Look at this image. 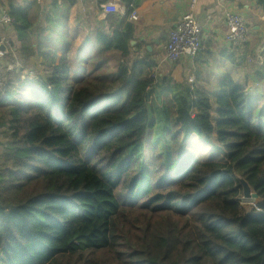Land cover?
Here are the masks:
<instances>
[{
    "label": "trees",
    "instance_id": "obj_1",
    "mask_svg": "<svg viewBox=\"0 0 264 264\" xmlns=\"http://www.w3.org/2000/svg\"><path fill=\"white\" fill-rule=\"evenodd\" d=\"M75 3L49 0L44 25L8 12L22 67L0 59V264H264V93L156 77L148 53L128 65L135 27L112 13L72 74ZM33 58L45 75L22 76Z\"/></svg>",
    "mask_w": 264,
    "mask_h": 264
},
{
    "label": "crops",
    "instance_id": "obj_2",
    "mask_svg": "<svg viewBox=\"0 0 264 264\" xmlns=\"http://www.w3.org/2000/svg\"><path fill=\"white\" fill-rule=\"evenodd\" d=\"M189 2L190 0H133L138 20L129 21L135 27V35L126 63L130 65L135 60H144L148 53L150 59H155L152 72L156 77L167 75L177 83L186 79L189 83L195 82L210 94L218 90L220 82L228 77L233 83L243 86L248 95H262L264 78L261 81L254 74L258 72L264 76V0H196L192 12L202 28L201 50L195 59H180L175 64H169L164 59L163 46L167 42L168 32L188 10ZM111 3L121 5L118 0H76L74 6L65 13L68 34L73 37V41L81 45L87 38H92L95 29L106 28L104 18ZM48 5L49 0H0V18L3 12L8 13L13 6L27 9L30 14L38 13L40 25H44ZM60 9L63 10L64 6ZM227 11L241 14L246 21L249 41L243 46L228 45L224 40ZM2 38L9 41V46L3 47L8 55L14 30L0 20V39ZM134 46L139 48L135 49ZM78 54L76 51L75 57ZM229 56L231 60L228 59ZM16 61L11 63L20 64ZM1 151L0 146V153Z\"/></svg>",
    "mask_w": 264,
    "mask_h": 264
},
{
    "label": "built area",
    "instance_id": "obj_3",
    "mask_svg": "<svg viewBox=\"0 0 264 264\" xmlns=\"http://www.w3.org/2000/svg\"><path fill=\"white\" fill-rule=\"evenodd\" d=\"M196 0H190L188 10L180 20L168 32L167 42L163 46L164 59L169 64H175L180 59H195L201 50L202 28L193 17V9ZM129 10V11H128ZM107 13L116 14L121 17L127 16L128 21H137L138 15L133 6L109 4ZM2 24L12 26V18L7 12H3L0 18ZM224 40L228 45L243 46L249 41V30L244 17L234 11L225 13ZM9 46V41L0 39V47ZM7 52L0 49V59H4ZM16 64L14 67H17ZM10 69V68H9ZM10 71V70H8Z\"/></svg>",
    "mask_w": 264,
    "mask_h": 264
},
{
    "label": "rangeland",
    "instance_id": "obj_4",
    "mask_svg": "<svg viewBox=\"0 0 264 264\" xmlns=\"http://www.w3.org/2000/svg\"><path fill=\"white\" fill-rule=\"evenodd\" d=\"M74 43H76V44H74L73 49L69 53V56H70V61H71V65H72V68H73L72 74L76 75L77 71L79 70V60L76 59L75 53H76V49L78 48L79 42L74 41ZM16 56L17 55L15 54V57ZM14 61L15 60H13V59L9 58L8 56H6L3 59V62H2L3 63V68L5 70H10V71L13 70V69H15L16 71L21 69L22 65H20V64L17 67H14L17 64V63H11V62H14ZM40 62H41V60L39 61V59L36 60V59L33 58L30 61V63L25 66V70H24L25 72L22 73V76L23 75H28L30 77H33L36 74H39L40 76L45 75L42 72ZM194 141L197 142V143H196V146L193 148V151L196 153V155H198L199 159L206 160L207 157L209 159H212V160L213 159H217V160H222L223 159V154L222 153H220V155H217L215 158H213L214 154H213V149L212 148H208L206 145L203 144V142L201 140H197L196 138H194ZM239 203H240L242 209L245 212H248L251 208L256 207L258 205L259 201L255 200V199H244L243 197H241L239 199Z\"/></svg>",
    "mask_w": 264,
    "mask_h": 264
},
{
    "label": "water",
    "instance_id": "obj_5",
    "mask_svg": "<svg viewBox=\"0 0 264 264\" xmlns=\"http://www.w3.org/2000/svg\"><path fill=\"white\" fill-rule=\"evenodd\" d=\"M0 49H4L2 46L0 47ZM240 186L242 187V197L244 199H255L257 201H259L258 196L253 193L250 189V187L248 186V184L241 178H237Z\"/></svg>",
    "mask_w": 264,
    "mask_h": 264
}]
</instances>
